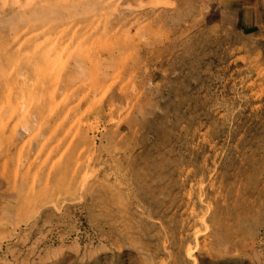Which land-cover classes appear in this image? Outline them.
Returning <instances> with one entry per match:
<instances>
[{
	"label": "rangeland",
	"instance_id": "rangeland-1",
	"mask_svg": "<svg viewBox=\"0 0 264 264\" xmlns=\"http://www.w3.org/2000/svg\"><path fill=\"white\" fill-rule=\"evenodd\" d=\"M25 1L0 0V264H264V0Z\"/></svg>",
	"mask_w": 264,
	"mask_h": 264
},
{
	"label": "bare ground",
	"instance_id": "bare-ground-1",
	"mask_svg": "<svg viewBox=\"0 0 264 264\" xmlns=\"http://www.w3.org/2000/svg\"><path fill=\"white\" fill-rule=\"evenodd\" d=\"M2 1H3V0H2ZM8 1H9V0H8ZM24 1H25V0H24ZM31 1H33V0H31ZM38 1H39V0H38ZM40 1H41V0H40ZM12 2H13V0H12ZM25 2H26V1H25ZM35 2H36V1H35ZM48 2H49V1H48ZM75 2H76V1H75ZM97 2H98V1H97ZM104 2H105V1H104ZM7 3H8V2H7ZM26 3H27V2H26ZM32 3H33V5L35 4L34 2H32ZM39 3H40V2H39ZM44 3H45V1H44ZM105 3H106V2H105ZM113 3H114V2H113ZM17 4H18V3H17ZM29 4H30V2H29ZM48 4H49V3H48ZM110 4H111V3H110ZM4 5H5V4H4ZM12 5H13V4H12ZM12 5H11V6H12ZM30 5H31V4H30ZM30 5H29V7H30ZM107 5H108V4H107ZM0 6H1V5H0ZM13 6H15V5H13ZM19 6H20V5H19ZM35 6H36V4H35ZM50 6H51V5H50ZM62 6H63V5H62ZM62 6H61V7H62ZM109 6H110V5H109ZM114 6H115V5H114ZM114 6H113V7H114ZM1 7H2V6H1ZM22 7H23V6H21V8H22ZM24 7H25V6H24ZM29 7H27V8H29ZM52 7H53V6H52ZM52 7H50V8H52ZM6 8L8 9V7H6ZM30 8H32V7H30ZM30 8H29V10H30ZM42 8H44V7H42ZM42 8H41V9H42ZM17 9H19V8H17ZM45 9L47 10L46 12H49V10H48L46 7H45ZM45 9H44V12H45ZM112 9H114V8H112ZM10 10H11V8H10ZM42 10H43V9H42ZM42 10H41V11H42ZM52 10H53V8H52ZM63 10H64V9H63ZM71 10H74V7H73V9H71ZM92 10H93V9H92ZM6 11H9V10H6ZM83 11H84V10H83ZM22 12H23V11H22ZM25 12H26V11H25ZM33 12H35V11H33ZM46 12H45V13H46ZM30 13H31V12H30ZM42 13H43V12H42ZM49 13L51 14V12H49ZM71 13H72V12H71ZM73 13H74V12H73ZM83 13H85V12H83ZM19 14H20V13H19ZM21 14H22V13H21ZM50 14H49V15H50ZM74 14H75V13H74ZM77 14H78V13H77ZM81 14H82V13H81ZM11 15H12V14H11ZM13 15H14V14H13ZM23 15H25V14H23ZM27 15H28V16H24V17H29V14H27ZM43 15H44V14H43ZM43 15H42V16H43ZM52 15H53V14H52ZM33 16H34V15H33ZM92 16H93V15H92ZM20 17H21V16H20ZM109 17H110V16H109ZM33 18H34V17H33ZM40 18H41V15H40ZM27 19H28V18H27ZM29 19H31V18H29ZM107 19H108V18H107ZM35 20H36V19H34V21H35ZM39 20H40V19H39ZM67 20H68V19H67ZM34 21L32 20V23H33ZM49 21H51V20L49 19ZM97 21H98V20H97ZM106 21H107V20H106ZM27 22H28V21H27ZM39 22H40V21H39ZM54 22H55V21H54ZM54 22H53V23H54ZM6 23H7V22H6ZM28 23H29V22H28ZM28 23H27V24H28ZM36 23H37V21L35 22V24H36ZM98 23H99V22H98ZM33 24H34V23H33ZM35 24H34V25H35ZM93 24H94V23H93ZM11 25H12V24H11ZM14 25H15V24H14ZM38 25H40V23H39ZM38 25H37V26H38ZM59 25H60V24H59ZM62 25H63V24H62ZM104 25H105V24H104ZM41 26H45V25H43V23H42ZM46 26H48V24H47ZM49 26H50V25H49ZM67 26H68V25H67ZM94 26H95V25H94ZM94 26H93V27H94ZM25 27H26V26H25ZM25 27H24V28H25ZM77 27H78V26H77ZM13 28H14V26H13ZM13 28H12V29H13ZM29 28H30V27H29ZM29 28H28V31H29ZM51 28H52V27H51ZM107 28H108V27H107ZM107 28H106V29H107ZM116 28H117V27H116ZM116 28H115V29H116ZM14 29L16 30V27H15ZM48 29H49V28H48ZM59 29H60V27H59ZM85 29H86V28H85ZM93 30H94V29H93ZM113 30H114V29H113ZM113 30H112V31H113ZM11 31H12V30H11ZM20 31H23V30H20ZM42 31L45 32V31H44V28L42 29ZM46 31H47V29H46ZM53 31H54V30H53ZM89 31H91V30H89ZM109 31H110V30H109ZM112 31H111V33H112ZM14 32H15V31H14ZM43 32H42V33H43ZM68 32H69V31H68ZM72 32H73V31H72ZM105 32H106V31H105ZM25 33L27 34L28 32H25ZM36 33H37V32H36ZM60 33H62V31H60ZM97 33H98V32H97ZM14 34H15V33H14ZM57 34H58V33H57ZM64 34H65V33H64ZM73 34H74V33H73ZM30 35H32V34H30ZM30 35H28V36H30ZM46 35H47V34H46ZM67 35H68V34H67ZM85 35H86V33H85ZM105 35L107 36V34H105ZM105 35H104V36H105ZM26 36H27V35H26ZM41 36H42V35H41ZM48 36H49V35H48ZM55 36H56V35H55ZM64 36H65V35H64ZM96 36H97V35H96ZM14 37H15V36H14ZM39 37H40V36H39ZM65 37H66V36H65ZM69 37L71 38V36H69ZM83 37H84V36L80 37V40H81V38H83ZM98 37H99V36H98ZM12 38H13V37H12ZM25 38H26V37H25ZM34 38H36V37H34ZM45 38H46V36H45ZM56 38H58V37H56ZM56 38H55V39H56ZM36 39H37V38H36ZM96 39H97V37H96ZM12 40H13V39H12ZM21 40H22V39H21ZM48 40H49V39H48ZM56 40H57V39H56ZM68 40H69V39H68ZM100 40H101V39H100ZM70 41H71V40H70ZM103 41H105V40H103ZM28 42H29V41H28ZM40 42H42V41H40ZM90 42H91V40H90ZM95 42H96V41H95ZM42 43L44 44L45 42H42ZM42 43H41V44H42ZM71 43H72V41H71ZM76 43H77V42H76ZM91 43H92V42H91ZM101 43H102V42H101ZM101 43H100V45H101ZM105 43H106V42H105ZM41 44H40V45H41ZM77 44H78V43H77ZM106 44H107V43H106ZM19 45H20V44H19ZM34 45H35V44H34ZM40 45H39V47H40ZM55 45H56V44H55ZM68 45H69V44H68ZM85 45H86V44H85ZM90 45H91V44H90ZM48 46H49V45H48ZM57 46H58V45H57ZM60 47H61V46H60ZM54 48H55V47H54ZM86 138H87V137H86ZM86 138H85V139H86ZM83 139H84V138H83ZM86 144H87V143H86ZM191 251H192V250H191ZM187 256H192L190 251L187 252ZM194 262L196 263V260H194Z\"/></svg>",
	"mask_w": 264,
	"mask_h": 264
}]
</instances>
